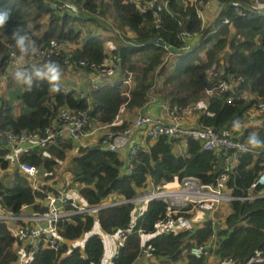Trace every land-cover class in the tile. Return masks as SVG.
Listing matches in <instances>:
<instances>
[{"label":"trees","instance_id":"trees-1","mask_svg":"<svg viewBox=\"0 0 264 264\" xmlns=\"http://www.w3.org/2000/svg\"><path fill=\"white\" fill-rule=\"evenodd\" d=\"M135 1L142 0H69L62 8L65 0H0V9L11 12V19L0 28L2 72L7 67L15 68L11 54L20 55L11 39L16 28L27 33L29 42H34L37 48L48 45L50 39L62 45L74 43L70 49L73 61L85 59L101 64L108 61L110 53L118 58L110 79L91 87L85 94L61 83L60 91L52 92L46 82L27 91L13 78L17 69H12L7 76L8 85L0 94V133L41 131L54 125L62 108H86L85 130L97 122L116 131L125 126V122L111 124L121 106L141 108L154 97L165 103L171 114H179L204 100L205 108L197 117L200 125L246 143L251 134L264 140L261 126L245 127L239 134L233 131L235 120L254 101L264 98V0H213L217 9L205 23L198 15L205 0H164L155 14L150 9L141 10ZM105 20L115 26L119 37L109 50L92 28L102 26ZM153 37L162 39L163 44L149 42ZM20 67L36 68L28 62ZM60 67L66 66L60 64ZM73 68L90 71L86 65ZM130 76L132 80L126 83ZM219 78L230 82V87L220 92L215 90ZM14 83L18 85L16 88H12ZM180 140L184 148L174 152L173 146ZM103 141L101 135L94 143L80 146L70 158L69 168L72 183L79 185L78 192L86 203L97 204L114 194L110 203L95 214L76 213L58 220L57 228L65 241L57 250L31 249L30 245L16 242L10 228L15 223L0 219V264H23L19 259L21 249L27 257L26 264H99L103 252L100 235L93 231L82 244L77 242L94 224L107 234L123 231L109 264H133L145 246L151 251V257H145L151 264H205V258L194 256L188 249L192 244L207 242L214 232L210 218L190 228L154 233L152 224L164 213L165 203L148 200L131 223L133 204L127 200L143 188H157L185 175H194L205 183L213 182L224 175V156L228 150L202 148L190 136L159 135L148 143L147 150L135 151L131 157L132 169L124 174L119 172L116 151L105 148ZM73 142L70 137H58L45 146L28 148L19 159L46 168L48 172L44 176L49 178ZM6 151L0 140L3 170L10 163L4 158ZM236 156L237 164L227 171L225 184L233 194H242L251 179L264 170V147L239 151ZM50 189L47 184L35 188L14 165L0 180V206L15 214L21 212L24 204L28 205L27 210H42L44 205L40 201ZM229 208L223 227L215 230L217 243L210 249L215 261L211 264H264V197L232 199ZM140 232L150 235L141 239ZM256 255L260 261L247 262Z\"/></svg>","mask_w":264,"mask_h":264},{"label":"built area","instance_id":"built-area-1","mask_svg":"<svg viewBox=\"0 0 264 264\" xmlns=\"http://www.w3.org/2000/svg\"><path fill=\"white\" fill-rule=\"evenodd\" d=\"M68 1L65 0V4L63 3L61 5L62 8L65 7ZM164 3V0L162 3H157L155 0H142L141 3L136 2L141 10L150 9L154 14ZM203 4L205 5L207 3L204 2ZM198 15L202 21L200 8L198 9ZM183 34L188 35V32L183 31ZM38 49L37 54L25 57L22 62L19 59L20 55L11 54L15 65L14 69H17L26 62L38 67L51 60L69 68H73L74 66L82 68V66L86 65L97 77H102L111 76L117 66L118 58L114 53H110L108 61L101 64H95L85 59L73 61L70 50H63L62 44L55 39H50L48 45L39 47ZM62 56L63 58L60 63L59 60ZM125 82L129 83V78ZM230 84L227 80L219 78L214 88L220 92L229 88ZM243 96L246 95L243 93ZM193 105L194 107H200L201 110L205 108L204 103L198 102ZM250 108L264 113V98L254 101ZM182 111L183 109L179 114H172L171 121H165L160 116L148 111H140L131 121L125 123V126L120 130L111 131L108 127L103 132L104 141L102 145L109 150L116 151L120 160L118 165L119 172L124 174L129 173L132 169L131 157L135 151L139 148L147 150L148 143L159 135L167 137L190 136L199 141L202 148L211 150L223 149V152L228 150L224 156V175L216 177L213 182L205 183L194 175H185L177 180L173 186L163 184L157 188L152 187L149 190H141L134 197L127 200L133 204L131 211L136 204H140L145 208L150 199H159L165 203L164 213L152 224L154 233L165 230L178 231L190 228L193 224H200L202 222V216L197 217L199 220L196 219L193 211L201 203H207L205 208L210 210L212 213L211 216L213 215L211 218L209 215V218L214 227V232L205 244H192L188 250L194 256L205 258V264H208V258L212 255L210 249L214 248L217 243L215 230L223 227L224 216L230 209L229 202L232 199L252 200L256 197H264V170L259 171L251 179L244 193L233 194L231 189L225 184V178L227 171L231 170L237 164L236 155L237 152L241 151L240 146L248 147L247 143L244 140H239L237 137L217 133L210 126L187 124L183 119ZM198 114L199 112L197 113V117ZM56 120L58 124L54 123ZM56 120L53 122L54 125L47 126L41 131L29 133H13L9 131L5 133L7 143L4 145L7 147V151L4 154V158L16 165L30 179L35 188L37 187L35 181L38 178L37 167L20 161V155L28 148L45 146L54 142L58 137L68 136L76 143L75 147H80V138L85 131V127L88 125L87 109L62 108ZM136 136H139L141 140L135 141L134 137ZM0 140L2 142L1 138ZM125 147H127L128 151L126 157H123L121 149ZM40 202L44 205V209L27 210L28 205L24 204L19 214L12 213L0 206V219L15 223L10 228L16 238V242L19 241L22 245H30L31 249L38 247L59 249L65 239L58 231V220L69 218L72 214L76 213L95 214L100 207L110 203L106 199L97 204L82 203L70 198L64 191H59L58 193L48 191L45 198ZM224 206L225 210L223 213L219 217H215L214 212ZM110 235L116 241L113 252L115 254L120 238L123 236V231L118 230ZM151 255V251L147 246L141 248L139 256L151 257ZM19 259L22 262L27 260L23 249H21ZM260 260L261 258L256 255L250 256L247 262Z\"/></svg>","mask_w":264,"mask_h":264},{"label":"crops","instance_id":"crops-1","mask_svg":"<svg viewBox=\"0 0 264 264\" xmlns=\"http://www.w3.org/2000/svg\"><path fill=\"white\" fill-rule=\"evenodd\" d=\"M206 5V4H205ZM205 5L201 6L200 10H201V17H202V21L203 23L207 22V20H209L215 10L217 9V3L214 2L213 5L210 6V11L211 15L210 17H204V10H205ZM113 41H117L116 39L112 40ZM110 42V43H111ZM116 43L114 42L113 44H106V48L109 50L111 47H113ZM62 68V77L60 80V83L63 85V87L68 88V89H74L77 90L78 92H80V94H85L91 87H95L99 84H101V82H103L104 80H109L110 76H102V77H97L93 72L91 71H84L81 69L78 70H66L64 67ZM6 88V87H5ZM5 90H3L2 92H4ZM2 92L0 91V94H2ZM200 103H204L205 101H200ZM250 110H252L253 108H249ZM187 110V109H186ZM199 111L201 110L200 107L198 109ZM144 112V111H148L152 114H155L157 116H160L162 119H164L165 121H171L172 120V114L167 110V107L165 105V103L158 101L157 99H155L154 97H151L148 102H146L141 108H133V109H127L126 107L121 106L119 108V111L116 115V117L114 118L113 122L111 124H119L121 122H125L128 123L129 121L132 120V118L135 116V114H137L138 112ZM198 111V112H199ZM197 112V113H198ZM185 112V108L182 111V115H184ZM197 113L194 114V117H190L188 119H186V123H192V125H198V120H197ZM255 113V112H254ZM258 114V113H255ZM262 121V125L261 128L264 131V114H262V116L258 119L255 120V122H253L255 125L259 124V122ZM191 125V124H190ZM107 125L106 124H100L95 122V124H92L89 126L88 129H86L83 133V135L80 138V146L83 145H87V144H91L94 143L98 136L103 133L105 130H107ZM68 137V136H66ZM134 140H141V138L139 136L134 137ZM76 143L73 142V146L67 151L68 157L73 156L77 153V150L79 147H75ZM184 148V142L183 141H179L178 143H176L173 146V151L174 152H178L180 150H182ZM121 154L123 157H126L127 154V147L121 149ZM60 173V172H59ZM58 175L52 177L50 176L49 178H45L46 180H48L47 182H44V184H47L51 189L49 191H53L54 193H58L59 191H64L70 198H73L75 200L81 201V199L83 200V198L80 196L79 192H78V187L79 185L75 182L72 183V179L70 177V175H66L64 180L62 181V178L58 179ZM69 176V177H68ZM42 176L39 177V180ZM176 179L172 180V181H168L165 183L166 186H173L174 183H176ZM42 185V184H41ZM47 190V189H46ZM115 195H109L106 200L110 201L111 198H113ZM118 199H121V197H117ZM85 202V201H84ZM224 207L217 209L214 212V216L215 217H219L223 211L225 210ZM203 215L202 216V221L206 218H210L213 216H211V212L210 210H203ZM131 215V213H130ZM199 216H195L196 219L199 220V218H197ZM130 222L133 223L134 221H131L130 218ZM94 227L102 232L97 224H94ZM109 238L107 241H105V243H103V260L102 263L100 264H109L110 263V259L113 255L114 252V244L113 241L115 240L110 234ZM141 239H145L146 237H143V234L140 236ZM103 241V240H102ZM209 260H213L215 261V257L213 255H211V257L208 258ZM148 260L143 257V256H138L137 259L135 260V262L133 264H151L149 262H147Z\"/></svg>","mask_w":264,"mask_h":264},{"label":"rangeland","instance_id":"rangeland-1","mask_svg":"<svg viewBox=\"0 0 264 264\" xmlns=\"http://www.w3.org/2000/svg\"><path fill=\"white\" fill-rule=\"evenodd\" d=\"M205 2L207 3L206 5H205V10H204V17L206 18V17H210V15H211V12L212 11H210V6L211 5H213L214 4V1L213 0H205ZM202 6H204V4H202ZM92 28H94V32H96L98 35H99V37L102 39V41H103V43H104V45L106 46V44H107V46H108V44H113L114 42L116 43V41H113V42H111L112 40H114V39H117V37H118V31H116L115 29V26H113V24L111 25V23L109 22V21H104L103 22V24H102V26H100V25H98V26H92ZM119 38V37H118ZM111 42V43H110ZM63 44L64 45H62V47H63V50H70V49H72V48H74V46H75V44L74 43H71V42H63ZM13 61V60H12ZM14 62V61H13ZM11 66H12V63H11ZM66 70H78V69H74V68H69V67H64ZM12 69H14V67L12 68ZM12 69L11 68H8L7 67V69H6V71L4 72H2L1 70H0V91L2 92L4 89H5V87L8 85V75L10 74V72H12ZM132 80V77L130 76L129 77V83H130V81ZM13 86V85H12ZM11 86V87H12ZM18 85L16 84V83H14V86L12 87V88H16ZM14 92V91H13ZM3 95H5L4 93H3ZM6 96H7V94H6ZM187 109V110H186ZM199 107H194V105H191V106H189V108H185V114L183 115V119L186 121V119H188V118H190V117H194V114H196L199 110ZM258 113V114H255V113ZM262 114H264V113H262V112H259V111H257V110H255L254 108L252 109V110H250V109H248L246 112H244L243 113V115L239 118V119H237V120H235V122H239V124H240V127L237 129V128H235L234 127V129H233V131H238V133L237 134H239L241 131H242V129L243 128H245V127H255V126H261L262 125V121L261 122H259V124H254L253 122H255V120H258L261 116H262ZM136 115V114H135ZM193 122H189V123H187V124H192ZM194 125V124H193ZM100 136H98V138H99ZM102 137H104V133L102 134ZM97 138V139H98ZM72 156H70V157H68V154H67V156L65 157V159H63V160H61V161H59V163L56 165V166H54V168H53V171L50 173V175H52V177H54V176H56V175H58L59 174V176H58V179L59 178H62V181L64 180V178H65V176L66 175H70V177H72V175H71V170H70V168H69V164H70V158H71ZM13 167H14V164H8V168L6 169V170H3V169H1L0 168V180L1 179H3V177H4V172L5 171H11V170H13ZM37 172H38V179L35 181V185L37 186V187H39V185H41V184H44V182H47L48 180H46V179H44V174L46 175V173L48 172L47 170H46V168H44V167H37ZM60 172V173H59ZM40 176H42L41 178H40V180H39V177ZM69 177V176H68ZM174 185H175V183H174ZM149 186V185H148ZM147 187V186H146ZM152 187H148V188H143V189H141V190H143V191H145V190H149V189H151ZM140 190V191H141ZM112 199V198H111ZM80 202H84V200H82L81 199V201ZM207 206V203H201L197 208H195L194 209V211H193V215L194 216H201V215H203V210H205V209H207V208H205ZM144 210V207H142V205H140V204H136L135 206H134V209L131 211V221H134L135 220V218L139 215V214H141V212ZM97 232L99 235H100V237H101V239L103 240L102 242L103 243H105V241H107L108 240V238H109V235L107 234V233H105V232H100V231H98L94 226L88 231V232H84L81 236H80V238H78L77 239V242L79 243V244H82V242L84 241V239L86 238V236L89 234V233H91V232ZM148 235H150L149 233H144L143 234V237H148ZM107 242H109V241H107ZM115 243H116V241L114 240L113 241V244H114V249H115ZM104 252V251H103ZM103 252H102V256H101V259H100V263H102V260H103ZM213 262V260H209L208 259V264H211ZM99 263V264H100ZM23 264H26V262L24 261L23 262Z\"/></svg>","mask_w":264,"mask_h":264},{"label":"clouds","instance_id":"clouds-1","mask_svg":"<svg viewBox=\"0 0 264 264\" xmlns=\"http://www.w3.org/2000/svg\"><path fill=\"white\" fill-rule=\"evenodd\" d=\"M11 19V12L7 9H0V28L6 26ZM11 39L14 41L15 47L20 54V61L22 62L25 57L37 54L39 49L34 42L30 43V37L22 29L16 28L11 33ZM62 68L56 62L51 60L36 68L18 67L13 74V78L23 86L27 91H31L33 86L39 85L41 82H46L50 86L52 92L60 91V80L62 77ZM234 127L239 128V122H234ZM248 147L240 146L241 151H248L249 148H262L264 147V140L257 134H251L247 140Z\"/></svg>","mask_w":264,"mask_h":264},{"label":"water","instance_id":"water-1","mask_svg":"<svg viewBox=\"0 0 264 264\" xmlns=\"http://www.w3.org/2000/svg\"><path fill=\"white\" fill-rule=\"evenodd\" d=\"M149 42L155 43V44H158V45H162L163 44V40L158 38V37H153V38L149 39ZM0 138L2 139L3 144L7 143V139H6V134L5 133H1L0 134Z\"/></svg>","mask_w":264,"mask_h":264}]
</instances>
